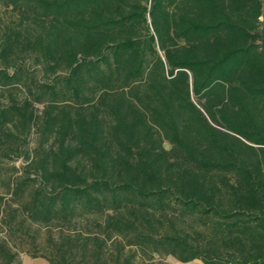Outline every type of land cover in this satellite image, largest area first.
Returning <instances> with one entry per match:
<instances>
[{"label":"trees","instance_id":"trees-1","mask_svg":"<svg viewBox=\"0 0 264 264\" xmlns=\"http://www.w3.org/2000/svg\"><path fill=\"white\" fill-rule=\"evenodd\" d=\"M0 86L8 233L99 228L47 264H264V0H0Z\"/></svg>","mask_w":264,"mask_h":264},{"label":"rangeland","instance_id":"rangeland-1","mask_svg":"<svg viewBox=\"0 0 264 264\" xmlns=\"http://www.w3.org/2000/svg\"><path fill=\"white\" fill-rule=\"evenodd\" d=\"M8 92L5 88L0 86V104L8 105L10 103V97H8ZM27 96L26 90L22 87L18 92L16 97L19 101H23ZM37 107L41 108L40 105ZM36 130L33 129L31 135L28 137V141L30 142L29 147H34L36 143ZM4 177H8L12 175L16 176V172L10 170L11 167H21L23 165V160L21 158H17L15 154H11V157L3 160ZM0 194L4 197V200L7 203L14 204L13 200H11V196L7 191V185L0 182ZM1 219V218H0ZM29 230L28 233H24L23 231L16 230L14 232L8 233L2 221H0V238L7 240L11 249L14 252L18 253V258L21 260L22 264H47V260L41 255L51 252L50 239H56L61 231L65 233H70L74 235V232H81L83 236L89 235H99V228L91 223V221L80 219L76 223L71 226H62L58 227L53 226H44L39 225L37 223L28 224ZM34 237V238H33ZM135 248V247H134ZM133 249V248H131ZM129 248L126 249L123 255H129ZM32 254H36L38 256L33 257ZM115 254V245L112 241L108 242V246L104 249V255H106L107 260L113 261ZM138 256L134 259V264H203L201 260L195 259L192 262H181L177 260L172 255L168 256H145L141 252L138 251Z\"/></svg>","mask_w":264,"mask_h":264}]
</instances>
